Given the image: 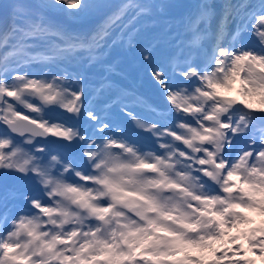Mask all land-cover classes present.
Listing matches in <instances>:
<instances>
[{
  "label": "snow or ice",
  "instance_id": "snow-or-ice-1",
  "mask_svg": "<svg viewBox=\"0 0 264 264\" xmlns=\"http://www.w3.org/2000/svg\"><path fill=\"white\" fill-rule=\"evenodd\" d=\"M0 182V264L264 262V0H0Z\"/></svg>",
  "mask_w": 264,
  "mask_h": 264
},
{
  "label": "rangeland",
  "instance_id": "rangeland-1",
  "mask_svg": "<svg viewBox=\"0 0 264 264\" xmlns=\"http://www.w3.org/2000/svg\"><path fill=\"white\" fill-rule=\"evenodd\" d=\"M167 2L183 3L184 0H167ZM145 39H146V34H142L140 37H138L140 43H143ZM116 53L117 54L119 53L120 55L116 56L115 55ZM115 57H121L122 59L127 58L129 61V63H126L123 60H119L116 66V70L119 71V73L115 74L114 71L110 72L112 75H114L113 80L116 84L129 89H131L132 87L137 88L139 85L141 88H143L144 86L142 85H146L145 88L149 87L151 88V90H153L152 87L147 82V80L142 78L141 66L139 64V57L137 53H134L133 51L128 53L127 51L116 49L112 52L106 63L113 64ZM106 73L107 71L105 70V68L100 66H97L90 70V76L92 78L100 79V77L105 76ZM126 84H128V86ZM136 91L139 94L143 95L142 92H140L138 89H136ZM2 188H3V184L1 186V189ZM248 215L252 217L255 224H259L261 221H264V214H260L257 211H248ZM251 226L253 225H242V227H251ZM232 231L234 232L235 229H232ZM238 243H244L245 247H248L247 242L243 238H241V240L238 241ZM247 255L255 259L256 264H264V262H262L258 258V255L256 253L249 252L247 253ZM233 258L239 259L240 257L237 256Z\"/></svg>",
  "mask_w": 264,
  "mask_h": 264
},
{
  "label": "bare ground",
  "instance_id": "bare-ground-1",
  "mask_svg": "<svg viewBox=\"0 0 264 264\" xmlns=\"http://www.w3.org/2000/svg\"><path fill=\"white\" fill-rule=\"evenodd\" d=\"M97 87H99V85L97 86ZM107 94L108 95H111L110 94V92L109 91H105V92H103V93H101V95H100V97H99V100L101 101L102 100V102H104V101H107L106 100V96H107ZM233 94H235V93H233ZM136 107V108H135ZM135 107H132V108H130L129 110L130 111H134V112H136V113H141L143 110L142 109H137V106H135ZM140 108H142V107H140ZM112 113H114V114H116V115H118V117L120 116H122V117H124V118H122V119H124V126L125 125H127L128 123H131V122H128L127 121V118H128V116L125 114V113H122V111L121 112H117L115 109H113L112 110ZM120 117H119V119H120ZM132 124V123H131ZM126 130H128L130 133H134L135 131H133V130H131V129H129V128H125ZM133 131V132H132ZM134 137H137V138H139V139H142V141H148V140H146V139H143L141 136H138V135H136L135 136V133H134ZM9 185H11V181H9ZM1 186H2V182H0V195H2L3 194V190L1 189Z\"/></svg>",
  "mask_w": 264,
  "mask_h": 264
}]
</instances>
